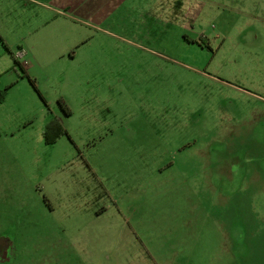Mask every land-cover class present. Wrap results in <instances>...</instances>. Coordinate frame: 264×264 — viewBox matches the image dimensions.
<instances>
[{
    "label": "rangeland",
    "instance_id": "obj_1",
    "mask_svg": "<svg viewBox=\"0 0 264 264\" xmlns=\"http://www.w3.org/2000/svg\"><path fill=\"white\" fill-rule=\"evenodd\" d=\"M121 1H0V264H264V14Z\"/></svg>",
    "mask_w": 264,
    "mask_h": 264
},
{
    "label": "crops",
    "instance_id": "obj_2",
    "mask_svg": "<svg viewBox=\"0 0 264 264\" xmlns=\"http://www.w3.org/2000/svg\"><path fill=\"white\" fill-rule=\"evenodd\" d=\"M2 1H6L8 3V6H11V7H12L13 3L16 4L17 2H21L24 11H26L29 8V7H27L29 5H39L41 7H44V5H46L45 6L46 8L51 9L49 7V3L57 4L61 8L51 9L52 11L54 10L57 13H61V9H68L69 11L71 10L72 12L69 13V14H66V16L70 15L69 17L72 20H74L75 19V16L73 15L74 14V10H76V9H78L80 7L85 8V6L90 7V5H93L95 11L96 12L97 11L100 12V11L105 9V6L107 5L108 2L117 3L118 0H2ZM122 1H124V0H122ZM122 1H121V3H122ZM44 3H48V4H44ZM251 4H253V6ZM237 7L239 9H241V11H243L245 14H248V15H251L250 14L251 12L264 14V0H240V2L237 3ZM87 18L88 17L86 16V20H87ZM76 20H82L83 21V20H85V17H83L82 19L77 17ZM20 64L24 68H27L26 67L27 62L20 63Z\"/></svg>",
    "mask_w": 264,
    "mask_h": 264
},
{
    "label": "trees",
    "instance_id": "obj_3",
    "mask_svg": "<svg viewBox=\"0 0 264 264\" xmlns=\"http://www.w3.org/2000/svg\"><path fill=\"white\" fill-rule=\"evenodd\" d=\"M16 63L19 64V66L22 68V70L24 71V73L27 75V72L25 71L24 67L20 64V62H18V61L16 60ZM31 81H32V80H31ZM32 83H33V81H32Z\"/></svg>",
    "mask_w": 264,
    "mask_h": 264
}]
</instances>
